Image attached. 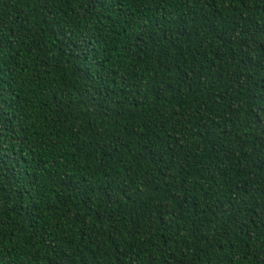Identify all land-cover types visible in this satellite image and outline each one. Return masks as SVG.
I'll use <instances>...</instances> for the list:
<instances>
[{"label":"trees","instance_id":"trees-1","mask_svg":"<svg viewBox=\"0 0 264 264\" xmlns=\"http://www.w3.org/2000/svg\"><path fill=\"white\" fill-rule=\"evenodd\" d=\"M262 108L264 0H0V264H262Z\"/></svg>","mask_w":264,"mask_h":264},{"label":"snow or ice","instance_id":"snow-or-ice-1","mask_svg":"<svg viewBox=\"0 0 264 264\" xmlns=\"http://www.w3.org/2000/svg\"><path fill=\"white\" fill-rule=\"evenodd\" d=\"M261 111L264 112V108H262ZM0 239H2V237H0ZM9 246L11 247L12 245ZM262 264H264V261H262Z\"/></svg>","mask_w":264,"mask_h":264}]
</instances>
